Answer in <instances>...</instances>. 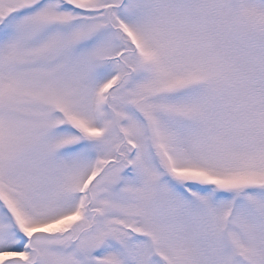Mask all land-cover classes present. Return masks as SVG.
<instances>
[{
    "label": "snow or ice",
    "instance_id": "snow-or-ice-1",
    "mask_svg": "<svg viewBox=\"0 0 264 264\" xmlns=\"http://www.w3.org/2000/svg\"><path fill=\"white\" fill-rule=\"evenodd\" d=\"M0 264H264V0H0Z\"/></svg>",
    "mask_w": 264,
    "mask_h": 264
}]
</instances>
